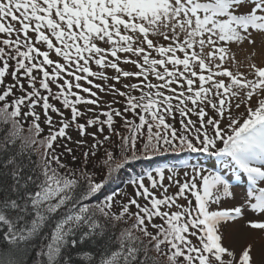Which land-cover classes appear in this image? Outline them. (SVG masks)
I'll return each mask as SVG.
<instances>
[{
    "label": "snow or ice",
    "instance_id": "6c2138e0",
    "mask_svg": "<svg viewBox=\"0 0 264 264\" xmlns=\"http://www.w3.org/2000/svg\"><path fill=\"white\" fill-rule=\"evenodd\" d=\"M261 183L264 0H0V264H253Z\"/></svg>",
    "mask_w": 264,
    "mask_h": 264
},
{
    "label": "rangeland",
    "instance_id": "374dc122",
    "mask_svg": "<svg viewBox=\"0 0 264 264\" xmlns=\"http://www.w3.org/2000/svg\"><path fill=\"white\" fill-rule=\"evenodd\" d=\"M233 52L235 54L236 62L241 66V69H246L249 61L259 63L260 57H253V49L245 45L244 47H237L233 45ZM47 129L45 130V134ZM69 134L76 138V130L73 128L69 130ZM147 184L148 181L145 180ZM167 183V180H165ZM260 186L264 187V183ZM127 191H131V188H127ZM174 191V189H173ZM233 191L236 194V199L226 198L222 204L223 207H231L233 205H239L244 198L246 189L243 187H234ZM216 206L213 205V208ZM258 213H253L250 209H246L244 212V218H237L233 221L223 222L219 226L220 234L222 235L223 246L232 251L237 257L242 253V250L248 245L252 246L251 255L253 257V264H260L261 259L264 258V230L252 229L248 226L247 221L249 219H259ZM157 222H160L157 220ZM225 260L229 257L225 254L223 257Z\"/></svg>",
    "mask_w": 264,
    "mask_h": 264
},
{
    "label": "trees",
    "instance_id": "16d2710c",
    "mask_svg": "<svg viewBox=\"0 0 264 264\" xmlns=\"http://www.w3.org/2000/svg\"><path fill=\"white\" fill-rule=\"evenodd\" d=\"M195 119V117H193ZM178 126V125H177ZM119 127V125H118ZM114 139H117L114 137ZM71 146V145H70ZM79 155V153H77ZM203 159V157H200ZM179 157L174 155H157L151 157V159H142V160H133L129 162L128 171L134 172L135 174H141L147 171H154L158 167H164L165 165L174 164L178 161ZM124 179L127 180L128 177L125 175ZM116 184H120V181H116ZM121 188H124V185H120Z\"/></svg>",
    "mask_w": 264,
    "mask_h": 264
}]
</instances>
